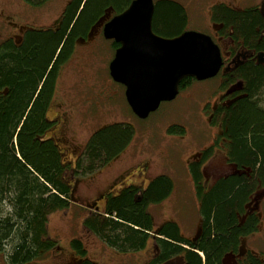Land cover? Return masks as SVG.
Wrapping results in <instances>:
<instances>
[{"label":"trees","instance_id":"trees-1","mask_svg":"<svg viewBox=\"0 0 264 264\" xmlns=\"http://www.w3.org/2000/svg\"><path fill=\"white\" fill-rule=\"evenodd\" d=\"M21 1L32 11L48 8L54 2ZM68 1L54 25L40 30L28 28L18 43L13 38L0 40V254L6 264H30L61 251L58 241L49 237L50 217L69 211L76 190L74 184H80L82 178L94 175L123 153L135 135L130 124L119 122L93 131L86 142L82 137L86 144L79 142L75 170L62 161L53 138H41L47 132L53 136V128L44 123V115L53 110L54 103L67 98L69 103L58 106L54 119L57 125L64 126L66 114L69 118V112L75 113L71 126L75 131L67 137L80 141L79 127L87 128L90 116L86 108L82 111L78 107L80 97L68 96L67 86L58 85V62L68 55L72 39L85 35L104 8L113 6L115 13H121L132 0ZM210 19L217 25V36L233 40L237 47L243 44L256 52L264 50L263 8L239 10L219 4L213 7ZM188 21V12L178 1H155V34L179 35L187 30ZM117 46L113 44V52ZM236 77L245 80L237 101L219 104L210 121L214 128H221L219 138L202 150L201 161L188 166L199 203L198 235L184 237L175 221H166L154 229L149 206L163 202L174 191L173 180L166 174L156 176L145 189L128 185L118 194L103 193L99 198L93 193L91 196L101 209L95 211L97 205L93 209H78L82 233L93 235L101 245L127 255L142 251L150 240L153 259L145 264H171L173 258L179 257V264H226L230 254L235 256V264H264V254L251 250L240 254L242 238L253 236L261 224L256 214H245L251 197L264 189V66L249 62L238 68ZM193 81L185 79L181 91ZM227 85H221L226 93ZM226 97L233 99L235 95ZM169 133L184 135L185 129L171 125ZM219 145L235 166V172L204 194L200 189L206 182L203 166L214 157ZM188 225L189 229L197 226ZM71 249L81 264L100 263L89 257L82 236L72 238Z\"/></svg>","mask_w":264,"mask_h":264},{"label":"rangeland","instance_id":"rangeland-1","mask_svg":"<svg viewBox=\"0 0 264 264\" xmlns=\"http://www.w3.org/2000/svg\"><path fill=\"white\" fill-rule=\"evenodd\" d=\"M176 1L181 3L188 12L189 21L186 29L206 33L214 39L217 37V25L210 19L214 6L226 4L239 10L252 6L264 7V0ZM67 2L69 3L68 0H54L48 8L32 11L21 0H0V40L13 38L18 43L22 41L26 29L40 30L54 25L55 19L58 18L60 11L63 12ZM112 8L114 7L107 6L104 8L103 12L92 23L105 20L114 12ZM80 36L77 35L72 39V47L68 55L58 62L59 66L72 57L73 44ZM104 42L106 46L97 50L94 58L85 66H80L81 62L78 60L73 63L79 68L77 70L79 72L75 73L78 76L69 75L70 78L61 81L62 86L69 87L68 96L74 95L75 98H81L77 99L80 104L78 107L82 111H84L83 108H86L90 116L91 124L89 123L88 126L86 124L87 128L84 130L79 127L80 141L67 137L70 132L75 131L71 129L72 120L75 121V117H73L75 113L69 112V118H67L68 113L66 114L64 117L65 127L63 123L57 125L58 121L54 119L58 108L69 103L67 98L65 100L60 99L57 104L54 103L53 110L51 109L44 115V123L48 124L49 129L53 128L51 134L59 140L63 147L53 136L48 134L49 132L42 135L41 138L54 139L61 151L62 161L67 163L72 170L76 169V156L80 152L79 142H82V137H84L85 142L88 141L90 134L98 128L113 123H128L134 129V139L123 153L115 157L104 168L90 177L82 178L80 184H74L76 190L73 195L74 199L70 202L69 211L55 213L49 220V237L58 241L61 251L49 253L40 261L30 264H77L80 258L72 252V249L70 250L71 240L76 235L82 236L89 257L100 262L99 264H144L153 252L151 242L143 248L144 253L142 250L128 255L119 254L106 244L102 243L101 245L97 237L82 233L80 229L82 216L77 212H80L78 209L94 208L92 206L96 200L94 201V196H91L93 193L96 198H99L103 193L105 195L109 192L118 194L120 189L128 185H136L144 189L152 178L160 174L170 176L175 187L172 196L168 199L149 206V212L153 216L154 229L166 221H175L179 224L184 237H193L199 233L197 230L198 226H201V222L199 220L198 202L189 175L188 164L189 161L197 159L198 153L209 146L219 133L215 131L216 128L210 122L212 112L221 96L218 79L193 81L187 89L181 91L175 100L163 103L160 109L152 113L147 119H139L130 109L122 87L114 83L109 77V64L113 53L108 43ZM220 43L223 49L227 45L222 40ZM90 85L91 87H89ZM105 87L106 92L104 90L97 91L105 89ZM105 93L110 96L108 97ZM83 95L85 98L90 97V99H84ZM74 106L70 105L71 108ZM63 109L62 111H64ZM68 109L71 111L70 108ZM171 125L182 126L185 129V134H170ZM84 141L82 142L83 146L86 144ZM228 167L231 169L232 164L229 163ZM228 167L224 158L214 156L205 167V176L207 179H212L215 177V173H225ZM262 189L255 194L258 195L252 201V205L261 210L260 212L256 211L261 220L259 231L241 243L243 252L251 250L257 255L259 253L260 255L264 254V189ZM188 224L190 226L197 224V226L195 229H189ZM0 264H6L2 254H0ZM226 264H234V257L231 254L226 257Z\"/></svg>","mask_w":264,"mask_h":264},{"label":"water","instance_id":"water-1","mask_svg":"<svg viewBox=\"0 0 264 264\" xmlns=\"http://www.w3.org/2000/svg\"><path fill=\"white\" fill-rule=\"evenodd\" d=\"M154 12L153 0H134L104 26L105 38L120 44L110 74L125 86L126 100L140 119H147L162 102L175 100L183 80L212 79L224 65L219 46L208 35L197 31L170 38L155 34ZM263 56H258L262 63Z\"/></svg>","mask_w":264,"mask_h":264},{"label":"flooded vegetation","instance_id":"flooded-vegetation-1","mask_svg":"<svg viewBox=\"0 0 264 264\" xmlns=\"http://www.w3.org/2000/svg\"><path fill=\"white\" fill-rule=\"evenodd\" d=\"M263 10H264V7H263ZM104 24H105L104 22H102V23L101 22L94 23L89 28V30L86 32L85 35H82V36L78 37L77 41L74 42V44H73L74 47H73V51H72V55H71L72 57H70L66 62H64V64L59 66L61 71H59V73H58L59 74L57 76L58 80L61 79V75H62L61 73H64L62 79L60 80V84H61V81H63L65 79V77H64L65 75H67V76L71 75L72 77L78 76L75 73L79 72V71H77V70H79V68H77L76 65L73 64V63L76 62V60H78V62H81L80 66H85L87 63H89L94 58L97 50H99V48H100V45L102 43V38L104 39V36H103V25ZM214 40H215V42L217 43V45L221 49V54H222L224 65H223L222 69L220 70L218 76L216 78H214V79H218V82H219L218 88L221 91L220 92L221 96H220V98H219V100H218V102L216 104L215 109L212 112L211 118L213 117L214 111L218 108L217 106L219 104H223V103L233 104L235 101H237V98H238L237 95L239 94V91H240L239 88L244 86V84H245V80L244 79H242V78L237 79V77H236V71L238 70V68L244 66L245 64H247L249 62H252L255 65L264 66V63H262L261 59L258 57L261 54L264 55V50L256 52L255 50L249 49L248 47H246L243 44H241V45H239L237 47V45L235 44V42L233 40H230V39L226 40V39H223V38H221L219 36H217L216 39H214ZM220 40H222L223 42H225L227 44L224 49L221 46ZM108 43L113 47V44H114L113 41H109ZM78 45H79V47H78ZM74 56H76V58H74ZM263 60H264V56H263ZM82 70H83V68H82ZM223 83H227L228 84L227 85V86H229V88H228L229 92L228 93H226V92H224L222 90L221 85ZM89 87H91V85ZM68 88H69L68 86L65 88L67 94L69 93V89ZM226 94L235 95V97L233 99L227 98ZM83 97H84V99H90V98H87V97L85 98L84 95H83ZM263 103H264V100H263ZM215 131H218L219 133L216 135V138L213 140V142L215 140L217 141V139L219 138V136L221 134V128L220 127L216 128ZM220 143H222V141H220ZM217 153H220V154L216 155ZM214 156H220V157L224 158V160L226 162V165L228 167V164L230 162H229V160H228V158L226 156L225 150H224L222 145H219V147H216ZM200 157H201V153H198V158L189 161V164L191 162H194V161H201ZM212 158H214V157H212ZM209 161L203 166L204 174H205V167L209 163ZM189 164H188V166H189ZM234 172H235V166L232 164L231 169H229V167H228V169L225 170V173H222V172L215 173V175H214L215 177H213L212 179H207L206 176H205L206 182H205L203 188H200V189H202L204 194H207L209 191H211V189L220 180H222L223 178H226V177H230L232 174H234ZM154 178H152L150 181H152ZM173 183H174V181H173ZM174 187H175V183H174ZM193 188H194V186H193ZM194 193H196L195 188H194ZM195 196H196V194H195ZM254 198H255V194H254V196L251 197L250 202L246 205V214L245 215L254 213V214L257 215V217H259L256 211L260 212L261 210H258V208L256 206L252 205V201H253ZM196 200H197V198H196ZM197 202H198V200H197ZM198 206H199V203H198ZM152 218H153V216H152ZM243 240H244V238H242V242H243ZM150 242L151 241L149 240V243ZM151 244L153 246L152 242H151ZM245 252L246 251H244V252L242 251V246H241L240 247V254L242 255ZM151 259H153V255L152 254L149 255L147 261H150ZM78 263L81 264V260L80 259L78 260ZM170 263L171 264H179V263H181V258L180 257L179 258H173L170 261Z\"/></svg>","mask_w":264,"mask_h":264}]
</instances>
